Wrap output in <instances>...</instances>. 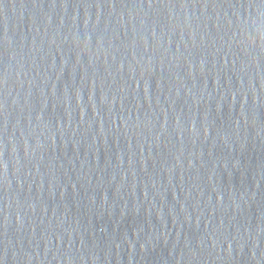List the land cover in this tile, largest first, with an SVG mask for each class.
<instances>
[{
  "label": "water",
  "instance_id": "water-1",
  "mask_svg": "<svg viewBox=\"0 0 264 264\" xmlns=\"http://www.w3.org/2000/svg\"><path fill=\"white\" fill-rule=\"evenodd\" d=\"M0 80L2 264L264 219V0H0Z\"/></svg>",
  "mask_w": 264,
  "mask_h": 264
},
{
  "label": "snow or ice",
  "instance_id": "snow-or-ice-1",
  "mask_svg": "<svg viewBox=\"0 0 264 264\" xmlns=\"http://www.w3.org/2000/svg\"><path fill=\"white\" fill-rule=\"evenodd\" d=\"M151 6V5H150ZM3 83V81L2 80H0V84H2ZM0 264H2V261H0Z\"/></svg>",
  "mask_w": 264,
  "mask_h": 264
}]
</instances>
